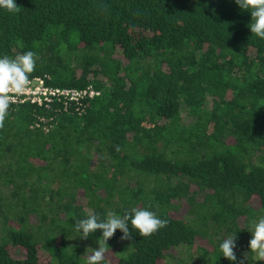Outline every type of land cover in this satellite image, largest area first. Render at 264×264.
Here are the masks:
<instances>
[{"label": "trees", "instance_id": "1", "mask_svg": "<svg viewBox=\"0 0 264 264\" xmlns=\"http://www.w3.org/2000/svg\"><path fill=\"white\" fill-rule=\"evenodd\" d=\"M15 2L18 13L0 9V57L33 51L31 77L100 94L78 109L10 108L0 129V264H40L39 247L50 264H80L75 241L102 235L75 230L86 209L103 218L133 207L167 226L146 238L129 224V240L116 230L108 241L123 248L104 264H160L199 238L212 246L208 264H264L244 255L264 216V39L251 33L250 12L235 0ZM234 232L229 261L219 245Z\"/></svg>", "mask_w": 264, "mask_h": 264}, {"label": "clouds", "instance_id": "2", "mask_svg": "<svg viewBox=\"0 0 264 264\" xmlns=\"http://www.w3.org/2000/svg\"><path fill=\"white\" fill-rule=\"evenodd\" d=\"M242 10L250 12L251 21L248 25L253 35L264 39V0H235ZM0 9L9 13H18L21 9L15 0H0ZM37 54L33 51L18 53L14 57L3 55L0 57V129L4 127L5 120L9 116V110L16 100L24 95L31 85V76L36 69ZM117 150H119L117 148ZM129 224L141 237H150L160 229L167 226L166 219L159 218L155 212L142 207H133L118 215L108 211L103 218L92 209H86L85 218L78 219L75 230L80 237L87 239L91 234L100 230L102 235L98 238V248L91 249L86 258V264H104L105 253L109 246L107 241L112 238L116 230L123 235L121 240L131 239ZM251 238L248 241L250 253L257 261H264V216L252 221L250 230ZM222 256L229 261H236V235L227 236L220 243ZM247 258L248 253H245ZM243 264V262H241Z\"/></svg>", "mask_w": 264, "mask_h": 264}, {"label": "rangeland", "instance_id": "3", "mask_svg": "<svg viewBox=\"0 0 264 264\" xmlns=\"http://www.w3.org/2000/svg\"><path fill=\"white\" fill-rule=\"evenodd\" d=\"M184 120L185 123L188 121L186 115L184 116ZM77 198L78 202L80 203H85L86 201L84 200L81 194H79ZM198 198L200 199V196H198ZM186 211L187 206L183 204L179 208V211L176 215L184 216L186 214ZM30 221L36 223V218L31 215ZM240 223L241 225H243V221L240 220ZM91 241L92 242L85 241L82 239H78L75 241L79 245L78 251L77 249L75 250L77 256L76 259L79 260L80 258H82V261H78L80 262V264H86V258L91 252V249L88 248L96 249L99 246L97 242L98 238L92 239ZM106 243L109 246L108 251L105 253L106 260L116 262L119 259V253L123 248V243L117 241H107ZM244 244L242 246H244ZM7 247L9 248L11 255L14 257L22 258L25 256V250L23 248L10 244ZM206 250H208V252L212 251L211 244H209L206 240H202L199 238L198 241H196L191 248L182 247L174 250L170 256H168L167 254L165 260L160 262V264H208V259L212 257V254L206 253ZM246 251L249 255L250 251L248 249H246ZM38 257L40 264H50L52 262L49 253L42 247H39L38 249Z\"/></svg>", "mask_w": 264, "mask_h": 264}, {"label": "built area", "instance_id": "4", "mask_svg": "<svg viewBox=\"0 0 264 264\" xmlns=\"http://www.w3.org/2000/svg\"><path fill=\"white\" fill-rule=\"evenodd\" d=\"M49 76L36 75L31 77V85L24 95L19 97L14 104L31 103L38 106L49 107L54 103L62 105L67 110L71 104L78 109L86 98H93L100 94L91 84L84 88L60 87L47 82ZM44 121L42 118H40Z\"/></svg>", "mask_w": 264, "mask_h": 264}]
</instances>
